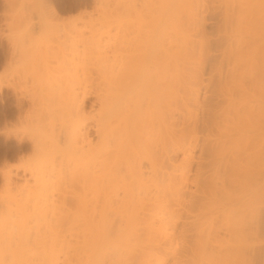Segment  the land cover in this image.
<instances>
[{"label": "bare ground", "instance_id": "6f19581e", "mask_svg": "<svg viewBox=\"0 0 264 264\" xmlns=\"http://www.w3.org/2000/svg\"><path fill=\"white\" fill-rule=\"evenodd\" d=\"M159 3L149 25L102 9L139 30L92 34L91 59L126 64L97 79L10 56L0 92L31 84L18 120L49 131L28 133L33 180L2 174L0 264H264V0Z\"/></svg>", "mask_w": 264, "mask_h": 264}, {"label": "rangeland", "instance_id": "374dc122", "mask_svg": "<svg viewBox=\"0 0 264 264\" xmlns=\"http://www.w3.org/2000/svg\"><path fill=\"white\" fill-rule=\"evenodd\" d=\"M126 1L127 0H0V76L5 73L6 66L8 65L9 62L8 60L13 53H16V55H21L22 53L24 56L26 54L27 55L30 54L31 56V54L34 55V53L35 56L36 55L39 56L40 54L45 56L47 54V56L53 58L52 59L53 61H55L56 59V58L54 59V57L64 56L68 62H72L74 57L75 58L77 57L78 59L80 57L81 58L80 60H82L81 64L79 63L78 59H74L75 62L76 61L77 62L76 63L74 62L73 65L72 64L68 65V68L72 69V73H76V75H79L80 78L82 79L83 78L97 79L105 75L107 72L108 74H110L113 71V69H115L117 66L125 67L126 64L124 62L121 64L120 61L118 60L117 61L111 60L109 62H98L96 60L91 59V57L89 56L95 50L93 49L92 44H90L91 36L93 33L100 34L101 32L110 30L113 34H120L121 36L127 35L126 38L128 41H130L129 39L134 37L135 34L138 32L139 24L131 23L123 26L119 23V21H117V18L116 19L114 18L116 16L115 15L113 16L111 14L112 18H110L109 21L107 22L108 24L107 27L106 23H104L102 18L100 17V14L102 13V9H104L106 6H116L123 4ZM128 1H130V3L135 5L137 8L144 10L143 12L144 20L142 19L141 23L144 22L145 25H149L148 24L149 18L147 17L148 15L151 17V15L148 13L147 9L150 10L158 9V7L160 6L159 2L161 0H128ZM29 7L30 8L33 7V8H31L30 10ZM53 8H55V10L57 11L56 13L53 10ZM16 22L17 23L19 22L18 24L19 30H17L18 25ZM21 24H22V28H20ZM210 28H214V27H210ZM209 30L214 31L215 29H207V31ZM17 32H19V34ZM21 46L23 47L22 49L20 48ZM126 48L128 52L134 50V46L131 44V42L127 43ZM18 49L19 50L21 49L20 54H18L19 53ZM23 49L26 50L29 49V50L26 51ZM54 51L55 54H53ZM76 64L79 67V70L78 69L76 70L77 68V66H75ZM55 65L56 64L54 63L53 66ZM21 69L23 70L25 68H21ZM18 70H19L18 72L19 74L18 73L17 74L19 76L30 75L29 74L30 71H27L26 69L25 71L23 70L24 72H22V70L20 69ZM38 84L39 86L40 85L42 86L40 87L37 86V88L35 86V90L37 89L36 92L40 94V90L45 88L43 87L45 81L41 80L39 83H37V85ZM29 85L31 84L25 86L21 85L20 88H17L20 89L21 91L16 89L17 93L13 88L12 89L15 92L12 91L11 88L7 89L6 87L3 88L4 90L2 89V91L0 92V189L2 188V182H3L2 174L8 170L12 171L13 175L15 176V180L19 183H23L27 179L33 180V178L31 179V176L29 175H27L26 178H24L23 176L24 167L27 163H29L32 154V143L30 142L29 137L32 134H39L44 138V136L49 131L48 129H46V127L44 128L42 126L41 128L40 127L38 128L37 126H36L37 128H33L32 126H26L25 124L21 125L23 123H20L18 120L19 110L17 107L18 106L17 102L20 99V96H22L21 94L22 93L27 94V92L30 91L34 92L33 90L34 87H31ZM24 87H26L27 91L24 89ZM24 90L25 92H22ZM18 94L20 96H17ZM26 102L27 101H25L24 110L26 109L29 110L30 108H28V105L30 104V102L29 101L27 103ZM29 107H31V104L29 105ZM98 109H99V104L97 102L96 96L93 94L87 98V103H86L87 115L89 117L94 116L98 112ZM90 111L92 113H90ZM53 120L54 118L51 119L52 126L57 127L55 126L57 122L54 123ZM47 122L49 121H46L45 124ZM6 124L8 127H6ZM6 128H8V130L9 129L11 130V131L9 130L8 135L5 130ZM43 129L44 130L46 129L47 132L45 133ZM34 130L36 131L34 132ZM28 133L30 135H28ZM21 139L24 140V143L22 144H21L22 141ZM23 164L25 165L23 166Z\"/></svg>", "mask_w": 264, "mask_h": 264}]
</instances>
